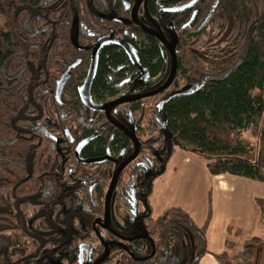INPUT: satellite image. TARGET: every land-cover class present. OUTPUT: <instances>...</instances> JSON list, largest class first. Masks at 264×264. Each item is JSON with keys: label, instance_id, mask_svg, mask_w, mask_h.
I'll return each instance as SVG.
<instances>
[{"label": "trees", "instance_id": "obj_1", "mask_svg": "<svg viewBox=\"0 0 264 264\" xmlns=\"http://www.w3.org/2000/svg\"><path fill=\"white\" fill-rule=\"evenodd\" d=\"M122 1L0 0V264H69L86 239L82 231L104 213L114 163L110 157L89 163L85 156L130 139L82 101L93 44L122 33L156 76L165 72L169 55L154 36L115 17L122 16ZM178 1L148 3L154 14L160 4ZM166 19L175 25L177 76L172 90L138 101L142 119L130 127L141 141L140 153L118 178L112 199L125 211L135 208L144 177L153 210L154 182L178 149L206 161L213 175L264 182V0H198ZM122 25L132 26L130 33ZM136 70L122 42H105L93 92L100 99L116 96ZM186 85L190 92L176 94ZM127 118L118 119L129 124ZM254 201L264 222V197ZM211 213L203 226L181 206L152 216L159 254L148 262L199 264ZM226 246L215 254L221 264H257L264 239L251 237L234 256L233 243Z\"/></svg>", "mask_w": 264, "mask_h": 264}, {"label": "flooded vegetation", "instance_id": "obj_2", "mask_svg": "<svg viewBox=\"0 0 264 264\" xmlns=\"http://www.w3.org/2000/svg\"><path fill=\"white\" fill-rule=\"evenodd\" d=\"M136 1L137 0L122 1L124 11L121 12L119 10L122 16H119V17L115 16V17L118 19H121L122 21L132 22L135 26H137L136 27L137 29L143 30L145 33L151 36H154L159 41V43H161V45H164V47L169 52V55L164 57L167 63L165 67L166 70L164 73H162L161 76H156V74L153 73V71H151L150 66L146 62L141 61L139 57L135 54V52L124 43V39H123L124 35L122 33L113 32L112 34H109V35H103L101 37L112 36V38L101 43L99 50H98V54L100 53L102 44H104L105 42L113 41V40L122 42L123 46L127 48L129 56L132 62L136 65L137 70L134 72L135 73L134 77L129 76L126 79L127 82H125V84L123 83L120 86L118 85L119 92L117 93L116 96L109 97L106 99H100L97 97V95L93 92L94 82H92L91 89L89 91V98L95 104H107L119 96H131L135 94L152 92L156 90L157 88L161 87L167 81L169 77L171 66H172L171 53L168 47L166 46V44L154 34H151L148 31H146L144 29V26L164 35L174 45L175 44L174 43V38H175L174 37L175 36L174 22L171 19H166L164 21L163 18H166L167 15H173L174 13L179 12V11H168L167 10L168 8L181 6V5L189 3V1L181 2L183 0H179L176 4H171L170 6H166V7L165 6L162 7L163 4H160V7H159L160 10L153 14L151 7H149L148 0H142L138 7L137 13H136L137 19L140 23L132 19V10H133V7ZM184 10H181V11H184ZM136 28L134 27L133 29L136 31ZM122 29L124 30V33L127 34V33H130V29H132V26L125 27L124 25H122ZM134 30L132 32V36L136 37ZM101 37H99L93 44L88 69H87V72L84 74V77L82 80L83 84L84 82L86 84L89 68H90L91 61H92L94 47ZM144 44L139 43L138 46L140 48H143L145 47ZM79 60L80 59L76 60L73 63V65L77 64ZM97 61H98V57H97ZM169 63H170V67L168 68ZM165 74H166V77H165ZM94 77H95V74H94ZM93 81H94V78H93ZM173 83L168 88H166L165 90L161 92L172 90ZM85 84H84V87H85ZM84 87L82 89L81 98H82V101L85 103L83 99ZM159 93L151 95V96H146L144 98H140L134 101H129V102L119 104L111 110V115L113 118L118 120L120 123H122L123 125L131 129L130 127L131 125L133 124L135 125V123L138 124L142 119L141 112L137 110L138 101L151 98L155 95H158ZM85 105L89 107L86 103ZM89 108L93 109L91 107ZM93 110H96V109H93ZM97 111H101L104 113V115H106L104 110H97ZM126 117H128L127 120L129 124L124 123V121H120L118 119V118L126 119ZM116 128L120 130L118 127ZM128 138L130 139L128 143H126V141H122L121 143H117L111 149L107 148L108 150L106 149V151L102 155H98V156L97 155L96 156L86 155L85 159L89 163H101L103 161H106L107 157H110L107 160H111L114 163V171H113V174H114L117 167L121 165L124 161H126L135 151V144L133 140L129 136ZM140 149H141V141H140ZM85 152L84 154H89L87 150H85ZM136 159H138V156L134 160H132L121 171L120 175ZM112 177L109 180V184L106 188V193L110 186ZM146 180L147 179L145 177L142 178V180H138V184H139V186L137 187L138 196L135 197L136 199H135V202L133 203L135 205V208L132 209L131 212L129 210L125 211L121 207L120 208L114 207L112 204V200H111L110 214H109V219L107 223L105 220V208H106V195H105L103 215L101 217L94 218L92 222L90 223V228H88L87 231H82L84 232L83 236L86 239L81 241V243L78 246V252L76 254L77 255L76 257L78 260L72 259L70 257L71 261L69 262V264H157L156 262H148L152 260L154 261L155 256L158 255L159 252H158V238L156 235V231L154 230V228H156L155 227L156 223L154 221V218L152 217L155 215H154L153 210H151V208L147 204L146 198H145V197H148L147 188H149V182ZM96 185H97V180H94L88 186L89 190L92 191ZM133 185L134 184H132V186ZM112 199H113V196H112ZM84 227L86 228L88 227L87 223H84ZM160 259L162 260V258ZM57 264H61V262L59 261ZM162 264H168V262L164 261L162 262Z\"/></svg>", "mask_w": 264, "mask_h": 264}, {"label": "crops", "instance_id": "obj_3", "mask_svg": "<svg viewBox=\"0 0 264 264\" xmlns=\"http://www.w3.org/2000/svg\"><path fill=\"white\" fill-rule=\"evenodd\" d=\"M179 153L184 154L187 160L191 157L195 159L182 150H177L173 157L175 158ZM177 162L180 164L179 167H185L184 161L178 159ZM194 163H188L185 168L192 174L191 181L195 180L201 186L196 195L197 199L193 202L188 201L191 210L184 209L199 226L204 225L209 212L212 211L206 231L207 252L201 257L199 264H221L215 254L227 248V241H231L234 245L230 250V254L234 256L243 250V243L253 237V234L256 233L255 236L264 239V222L261 221L259 207L257 212L254 201V196L264 197V182L230 173L213 175L206 161L196 158ZM155 193L154 182L150 200L153 212H158L162 202ZM191 199L194 200L193 197ZM259 218L261 223L257 224ZM248 225L250 229L247 228ZM257 264H264L263 246L258 250Z\"/></svg>", "mask_w": 264, "mask_h": 264}, {"label": "water", "instance_id": "obj_4", "mask_svg": "<svg viewBox=\"0 0 264 264\" xmlns=\"http://www.w3.org/2000/svg\"><path fill=\"white\" fill-rule=\"evenodd\" d=\"M142 0H137L133 10H132V19L136 22H139L136 16L138 7L140 5ZM198 0H192L191 2L178 6V7H173V8H168V11H181L184 10L186 8L191 7L192 5H194ZM140 23V22H139ZM144 26V25H143ZM144 29L146 31H148L151 34H154L155 36H157L158 38H160L168 47L171 56H172V66H171V71L169 74V77L167 79V81L159 88H157L156 90L152 91V92H148V93H142V94H135V95H131V96H119L117 98H115L114 100L110 101L107 104H95L93 103L90 98H89V91L91 89V85L93 82V78H94V74H95V69H96V63H97V57H98V50L99 47L101 45L102 42L107 41L109 39L112 38V36H104L101 37L98 42L96 43L94 50H93V55H92V61H91V65L89 68V72H88V77L86 80V84L83 90V99L85 101V103L96 110H104L105 114L107 116V118L110 120L111 123H113L116 127H118L120 130H122L123 132H125L134 142L135 144V151L134 153L126 160L124 161L121 165H119L115 171V173L113 174L110 186L107 190L106 193V208H105V220L106 223L108 222L109 219V214H110V204H111V200H112V196L114 193V189H115V185H116V181L121 173V171L132 161L134 160L137 156L138 153L140 151V141L138 139V137L136 136V134L134 133L133 129H130L128 127H126L125 125H123L122 123H120L118 120H116L115 118L112 117L111 115V110L122 103L125 102H129V101H134L140 98H144L146 96H151L154 94H157L163 90H165L166 88H168L173 81L176 78L177 75V70H178V58H177V53H176V49L175 46L162 34H160L159 32L152 30L148 27L144 26ZM67 74H63V76L61 77L59 83H58V87H57V92L60 93L62 85L64 80L66 79ZM87 89V90H86ZM176 94H182V93H176Z\"/></svg>", "mask_w": 264, "mask_h": 264}, {"label": "rangeland", "instance_id": "obj_5", "mask_svg": "<svg viewBox=\"0 0 264 264\" xmlns=\"http://www.w3.org/2000/svg\"><path fill=\"white\" fill-rule=\"evenodd\" d=\"M4 22H5V17L3 15H0V28L2 27ZM190 87H191L190 85L183 86L177 89L176 92L188 93L190 92ZM245 135L248 138H253L249 131L245 132ZM176 157L175 158L173 157L171 159L170 163L167 166L166 172L155 180V185H156L155 194L157 197L161 199L162 202L161 209L158 212H154L155 216H158L159 214H161L163 210H165L170 206H181L187 210H191L192 207L191 204L188 203V201L193 202L197 199L196 195L201 185L200 183H197L195 180L194 182L191 181L192 174L189 173L187 168H185L188 165V163H192V162L194 163L196 158L194 157L195 159H193L191 157V159H193V161L191 162V159L187 160L185 158V155L182 153H179V155H177ZM178 159L182 162L183 161L185 162V163L183 162L185 167H179L180 164L177 162ZM192 197L194 198V200L191 199ZM255 208L257 209L258 212V206L256 203H255ZM258 223H261L260 218L257 219V224ZM248 226L247 228L250 229L251 228L250 225ZM259 233L260 232H257V234ZM255 234L253 235L255 236Z\"/></svg>", "mask_w": 264, "mask_h": 264}]
</instances>
